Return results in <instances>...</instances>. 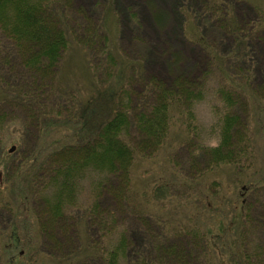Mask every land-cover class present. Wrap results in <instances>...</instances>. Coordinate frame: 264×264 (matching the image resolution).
<instances>
[{"label": "trees", "instance_id": "obj_1", "mask_svg": "<svg viewBox=\"0 0 264 264\" xmlns=\"http://www.w3.org/2000/svg\"><path fill=\"white\" fill-rule=\"evenodd\" d=\"M221 1L208 8L219 6ZM228 22L223 28L234 32L232 23ZM100 27L99 24L95 30L81 31L79 24L69 18L63 0H0V148L1 134L8 128L6 118L11 110L22 111L20 123L24 128L33 121L39 124L43 139L38 149L31 152L30 163L22 166L26 173L24 180L21 179L24 186L20 190L24 192L19 199L39 197L49 207L32 243L23 236H12V230L9 232L8 244L3 243L0 251V264H40L39 258L46 259L41 248L52 241L48 233L54 224L65 221L66 215L71 216L67 210L81 212L80 223L86 234L60 264H172V255L180 256L174 264H200L202 259V264H264V164L258 165L264 158L258 157L248 136L242 144L234 141L232 133L240 116L223 115L219 141L215 146H205L199 141L192 114L193 102L202 94V84L181 80L177 87L168 88L153 79L132 92L130 82H144L141 70L132 61L124 63L111 53ZM239 40L243 45L244 41ZM72 44L85 51L95 80L85 93L74 94L54 84L58 61ZM240 45L237 44L229 59L235 54L241 57L247 54L245 46L241 49ZM92 58H96L95 65ZM101 67L108 70L102 79L97 74ZM232 81L236 84L234 88H240L247 98H255L259 118L256 122L264 131V98L258 97L259 92H251L249 80L242 83L233 78ZM232 94L235 93L229 91L226 95L228 106L242 105L243 96L236 95L231 101ZM46 101L53 102L54 108H44ZM182 117L187 119L183 122ZM180 120L181 146L190 144L194 138L186 160L187 166L196 171L188 182L192 193L200 194L194 197L195 201H202L201 196L209 198V193L205 194L200 187L206 185L207 191L217 188L218 182L211 173L221 164H232L236 174L240 172L234 180L233 199L226 206L232 212L231 217L227 220L219 217L215 226L206 230L197 222L183 231L190 234L183 241L177 238L180 236L172 235L180 232H172V226L154 232L150 223L166 220L144 205L145 200L172 203V164L165 170L170 178L164 179V174L158 176L151 183L152 190L148 188L139 198V194L133 193L129 175L135 162L145 163L160 157L146 152L150 145L156 149L162 145L168 155L165 162L172 161V146L166 134L171 124ZM132 128L139 132L136 140L130 136ZM13 142H17L16 151L21 156L27 148L25 138ZM200 162L202 170L196 168ZM10 163L3 168L8 170ZM24 171L21 169L18 175ZM179 171L173 173L185 182V170ZM12 183L8 184L12 186ZM86 183L92 190V201L76 204L78 199L82 201ZM156 186L159 191L169 193L156 194ZM166 198L169 199L164 202ZM212 205L213 201L206 204L208 208ZM122 216L135 221L139 229L126 227L117 231ZM143 217L147 218L145 222ZM0 241H4L3 235ZM58 244L61 241H54V245ZM178 247H182L181 252Z\"/></svg>", "mask_w": 264, "mask_h": 264}, {"label": "rangeland", "instance_id": "obj_2", "mask_svg": "<svg viewBox=\"0 0 264 264\" xmlns=\"http://www.w3.org/2000/svg\"><path fill=\"white\" fill-rule=\"evenodd\" d=\"M63 2H66L69 18L79 24L81 31L93 30L100 24L99 29L106 37L111 53L124 63L132 61L136 67L139 66L143 76L141 79L144 82L142 81V84L137 81L130 82L129 90L137 92L138 87H143L153 79L168 88L170 85L177 87V83L181 80H193L195 83L199 81V86L202 84V94L193 102L192 108L193 124L196 126L199 141L208 147L215 146L219 141L218 130L223 115L230 113L241 118L232 133L236 138L234 141L242 144L248 136V140H251L257 149L258 157L264 158V131L256 122L259 118L257 119V111H255L257 109L255 98H247L240 88H234L236 84L232 81L233 78L242 83L249 80L247 84L251 92H259L258 97L264 98V0H222L219 6L210 8L209 5L219 3V0H63ZM228 21L232 23L234 32H228V28H223L228 26ZM239 39L244 41L243 45H240ZM238 43L241 49L245 46L244 50L247 54L241 57L234 53V58L229 59L230 53L236 50ZM101 45L99 42L98 46ZM88 59L81 46L70 45L58 61V68L54 70L55 86L59 89L72 90L74 94L88 91L95 81L91 75ZM95 59L92 58L94 65ZM107 72L108 70L101 67L97 72L98 78L102 79ZM7 80L4 81L8 82ZM229 91L235 93L232 94L231 101L236 95L243 96L242 105L231 108L228 106L229 98L226 95ZM52 103L46 101L44 108H54ZM21 115H23L21 110H11L6 118L8 128L1 134L0 236H4V241H0V251L3 249V243L8 242L7 237L11 230L12 236L15 234L23 236L32 243L37 238L41 218H45V212L48 215L49 211L45 201L39 197L26 201L23 198L19 199L20 194L24 192L20 190L24 186L21 179L24 180L26 173L22 166L30 163L31 152L38 149L43 139L39 124L33 121L27 124L28 128H24L20 123ZM182 118L183 122L187 119V117ZM181 123V120L175 121L169 127L168 135L166 134L172 146V161L165 162L168 155L162 150V145H158L157 149L150 145L146 148V152L160 154V157L157 160L144 161L145 163L135 162L129 175L133 193L139 194L137 196L139 198L144 191H149L153 187L151 183L158 176L164 174V179L170 178L165 170L166 166L172 164V203L165 202L169 199L166 198L165 203L161 201L153 203L151 200L147 203L145 200L144 205L145 208L157 211L156 215L166 220L165 223L163 220L160 224L152 221L150 225L154 232L166 231L167 226H172V232H181L172 235L180 236L177 238L183 241L190 235L183 231L190 229L197 222L203 230H206L215 226L219 217L225 220L231 217L232 212H229L226 206L228 200L233 199L231 194L236 190L234 180L240 172L236 174L234 171L236 168L232 164H221L211 173L218 182L217 188L214 186L209 192L206 190L208 189L206 185L200 187L205 194L209 193V198L201 196L204 200L195 201L194 197L200 194H193L188 182L193 179L196 171L187 166L186 160L193 149L194 138L190 144L181 146ZM130 131V136L134 140L138 139L139 132L134 128ZM245 132L249 134L244 135ZM19 137L25 138L27 146L21 156L16 151L17 142H13ZM12 145L15 149L8 152ZM7 153L9 155L6 156ZM9 161H11L10 166L5 170L3 167ZM261 162L264 164L263 161L260 163L258 161L259 166H263ZM196 168L202 170V162ZM21 169L25 171L18 175ZM179 169L185 170L186 176L183 175L188 179L185 182H181L182 180L173 173L178 172ZM44 178L43 176L41 180ZM12 181L11 186L8 183ZM5 183L9 188L6 189ZM39 185L41 187L43 184ZM37 190L39 191V188ZM154 191L160 196L167 193L159 191L157 186ZM83 192L82 201L78 199L76 204L92 201L89 183L85 184ZM209 201H213V205L208 208L206 204ZM67 211L71 216L66 215L65 221L54 224L49 233L47 232L48 238L53 242L41 248V253L46 254V259L39 258L40 264H60V260L66 258L84 239L86 233L80 223L81 212ZM146 219L143 217L142 221ZM131 221L125 220L123 216L120 217L117 231L121 232L122 228L126 227L128 230L139 229L135 221ZM89 234L94 236L92 232ZM56 240L61 241V244L54 245ZM178 250L181 252L182 247H178ZM178 259H180L179 255H172V264L178 263ZM202 262L203 259L198 263L202 264Z\"/></svg>", "mask_w": 264, "mask_h": 264}, {"label": "water", "instance_id": "obj_3", "mask_svg": "<svg viewBox=\"0 0 264 264\" xmlns=\"http://www.w3.org/2000/svg\"><path fill=\"white\" fill-rule=\"evenodd\" d=\"M14 149H15V146L12 145V146L9 147L8 152H12Z\"/></svg>", "mask_w": 264, "mask_h": 264}]
</instances>
